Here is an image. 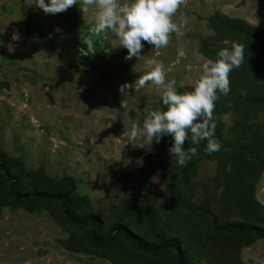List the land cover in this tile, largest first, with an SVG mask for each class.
<instances>
[{"label":"rangeland","instance_id":"rangeland-1","mask_svg":"<svg viewBox=\"0 0 264 264\" xmlns=\"http://www.w3.org/2000/svg\"><path fill=\"white\" fill-rule=\"evenodd\" d=\"M31 2L0 0V150L16 159L21 182L30 189L34 178L41 175L51 185L71 177L79 197L87 199L90 211L119 216L117 210L125 201L142 196L138 187L146 175L155 202L162 206L167 200L166 181L177 183L182 177L180 166L168 152L171 138L150 145L143 142V137L129 141L123 135L133 123L142 122L143 114L137 109L164 107L160 103L162 89H126L129 94L123 96L118 88L126 82L134 83L147 70L146 61L154 56L164 62L167 78L176 81L178 90L192 88L202 74L205 58H215L225 38L244 47L254 43L212 25L209 18L217 12L264 29V0H186L175 14L177 23L187 21L185 36L177 38L173 33L168 46L159 50L144 42L139 60H126L128 50L118 47L111 33L107 39L93 37L95 48L89 50L84 41L94 21L91 13L83 17L78 6L53 15L34 10ZM77 44L90 53V59H81ZM106 47L113 49L105 52ZM180 48L187 53L186 58H178ZM240 68L234 69L230 77H237ZM253 75V82L264 87V68ZM230 88L227 96L216 101L214 109L221 125V136L216 137L222 145L219 152L226 157L235 150L232 145L241 127L264 125V110L256 93L239 85ZM124 101L127 107L122 106ZM187 143L189 148L194 146L191 141ZM205 143L197 146V155L187 166L196 195L199 184L215 185L220 177V161L209 157L216 152L208 155L203 151ZM141 157L142 166L136 163ZM232 168L228 162L226 172ZM216 186L213 196L218 197L226 188ZM254 198L264 216V168L255 183ZM60 207L2 206L0 264H113L98 251L65 247L69 239L81 243L83 230L66 221ZM219 209L222 217L239 219L234 212L228 213L229 205L214 207L215 211ZM203 227L201 221L186 229L195 234ZM239 256L244 264H264V239L243 248Z\"/></svg>","mask_w":264,"mask_h":264},{"label":"trees","instance_id":"trees-1","mask_svg":"<svg viewBox=\"0 0 264 264\" xmlns=\"http://www.w3.org/2000/svg\"><path fill=\"white\" fill-rule=\"evenodd\" d=\"M209 21L222 30L228 29L253 40L254 43L244 47L245 59L237 77L229 74L230 87L239 85L248 92H255L264 110V87L252 79L258 68H264V29L217 12ZM202 47L205 48L204 43ZM81 59H90V53L82 55ZM219 120L218 117L216 137L221 136ZM241 130L237 142L235 140L232 145L235 150L231 156L226 157L219 151L215 156H209L219 159L220 177L215 180L228 190L218 197L213 196L214 188L218 186L212 183L199 184V195H196V187L187 175V163L179 167L182 177L177 183L163 178L167 180L168 192L162 206L155 202L146 175L138 187L142 196L125 201L117 210L119 216L106 215L86 208L87 199L79 197L71 177L51 185L41 175L34 178L31 189L23 185L16 159L0 150V209L2 206L38 209L59 205L65 220L83 230L81 243L76 238L69 239L65 247L76 251H98L113 264H244L239 256L241 250L264 239L262 207L254 198L255 183L264 168V125H245ZM240 140L243 142L238 143ZM184 147L189 148L187 140ZM228 162L233 167L229 173L226 172ZM222 175L224 179H220ZM119 177L124 179V176ZM195 195L197 198L192 202ZM221 204L229 205L227 212H234L239 219L228 215L222 217V210H214L216 205L221 208ZM201 221L202 232H187L186 228Z\"/></svg>","mask_w":264,"mask_h":264},{"label":"clouds","instance_id":"clouds-1","mask_svg":"<svg viewBox=\"0 0 264 264\" xmlns=\"http://www.w3.org/2000/svg\"><path fill=\"white\" fill-rule=\"evenodd\" d=\"M186 0H32L34 10H43L45 14H58L67 11L73 5L85 14L91 13L94 21L88 28L85 44L89 50L95 48L93 37L108 38L111 33L118 41V47L126 48V60L143 56L145 43L152 49L168 46L174 33L177 38L185 36L186 20L179 23L175 14ZM60 31L59 28L56 29ZM224 47L216 52L215 58H205L202 74L195 81L191 90L179 91L174 79L167 78L164 62L154 56L146 61V71L134 83H124L118 91L123 96L129 94L126 89L135 92L145 87L156 86L162 89L161 108L137 109L143 114L142 122H135L123 133L129 141L143 137L145 144L159 143L164 137L171 138L168 148L171 159L179 166L187 163L197 155L201 142H206L203 151L211 155L218 152L222 145L215 136L217 118L214 116L216 101L227 96L230 91L229 74L239 68L245 59L244 45L225 38ZM113 48L103 50L110 52ZM178 58H186L187 53L177 50ZM127 107V101L123 102ZM227 115V114H226ZM226 118V117H225ZM194 145L185 148V141ZM140 147H144L141 144ZM136 163L143 164V158Z\"/></svg>","mask_w":264,"mask_h":264},{"label":"built area","instance_id":"built-area-1","mask_svg":"<svg viewBox=\"0 0 264 264\" xmlns=\"http://www.w3.org/2000/svg\"><path fill=\"white\" fill-rule=\"evenodd\" d=\"M77 50L80 52V56H87L89 53L87 52L86 49H84L83 47H81L79 44H77L76 46ZM86 50V51H85Z\"/></svg>","mask_w":264,"mask_h":264}]
</instances>
